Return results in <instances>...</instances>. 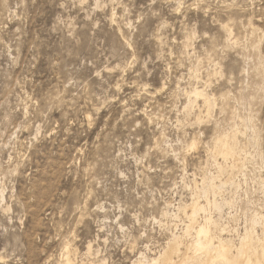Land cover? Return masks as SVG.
I'll return each mask as SVG.
<instances>
[{
  "label": "rangeland",
  "instance_id": "374dc122",
  "mask_svg": "<svg viewBox=\"0 0 264 264\" xmlns=\"http://www.w3.org/2000/svg\"><path fill=\"white\" fill-rule=\"evenodd\" d=\"M195 204L262 251L264 0H0V264H155Z\"/></svg>",
  "mask_w": 264,
  "mask_h": 264
},
{
  "label": "bare ground",
  "instance_id": "6f19581e",
  "mask_svg": "<svg viewBox=\"0 0 264 264\" xmlns=\"http://www.w3.org/2000/svg\"><path fill=\"white\" fill-rule=\"evenodd\" d=\"M194 94L197 97L203 96V94L201 92H199L198 90H194ZM204 97H206V96H204ZM204 103H205V106L207 105L206 107H208V108H210L212 106V101L209 98H206ZM199 111H201V110H199ZM220 141L219 142H220L221 147H219V152L222 155H224L225 157H228V156H232V155L236 154V151H235L236 149H234L230 145V143L228 142L227 138H226V140H222L221 139ZM219 142H218V144H219ZM194 146L195 145H193V147ZM243 164H244V162H243ZM237 165H239V164L232 165L230 168L228 167V169H226V171L229 172V175H233L234 174V172L236 171V168L238 167ZM238 170H239V168H238ZM229 182H230V180H229ZM231 184H232V182H231ZM221 185H225V184L223 183ZM206 189H208V188H206ZM192 207L193 208L191 210L192 211L191 215L188 216L189 219H190V225L187 226V230L185 232V234H186L185 236H188L190 234V230H192L194 228V230H195V238H193V240L191 239L192 241H191L190 244H186L185 245L184 248H185L186 251L182 255L180 251H181L182 247L184 246L183 239L185 237L183 239H182V237L180 238V236H179V238L177 236V239L174 237L175 241L173 240L174 243L173 242L171 243V244H174V246L172 245L173 249L170 251V253L167 252V254L164 255V257L162 256V258H160L158 260H153V261H156L155 264H262V261H264L263 260L264 259V247H263L261 252L259 251L260 250L259 249L260 246H257V247H259L257 249L254 247V243H256L260 239V237L256 238V237H254L252 235H248V236L246 235L242 239L240 246L238 245L239 246L238 248H236L235 245L232 246L231 243H233V242L230 241L231 243H228L227 242L228 240H225V239H222V238H218L219 240H218V242L216 244L214 242V240L216 239L215 238L216 236H215L214 232H217V231H213V225L215 227H217V225H216L215 221L213 220L214 218L209 216L208 218H205V221H203L204 222L203 224H198V225L195 226V220H196L195 218H196V215H197L198 211L206 210V207H204V206L200 207L198 204H195ZM260 219H261V217H258V215L256 217H254V221L255 222L259 221ZM234 246H235V248H234ZM169 248H171V245H170ZM90 251H91V249L89 248V252ZM189 251H191V253L193 251V254H191V255H193L192 257H189V254H190ZM176 252L177 253L179 252L182 255L181 256L182 259H181V261L179 263L176 262V261H173L174 255L177 254ZM202 255L204 257H201ZM64 256H65V258L63 257L64 258L63 264H72V262H73L72 259L73 258L71 259L72 255L70 257V252L66 251ZM203 258H204V261H202ZM152 263H154V262H152Z\"/></svg>",
  "mask_w": 264,
  "mask_h": 264
}]
</instances>
